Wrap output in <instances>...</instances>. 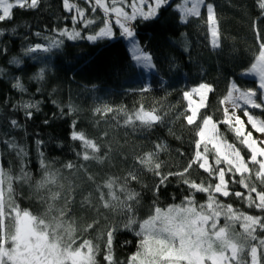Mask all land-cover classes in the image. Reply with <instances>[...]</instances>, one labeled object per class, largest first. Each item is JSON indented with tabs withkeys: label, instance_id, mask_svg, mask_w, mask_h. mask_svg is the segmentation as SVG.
I'll return each mask as SVG.
<instances>
[{
	"label": "trees",
	"instance_id": "1",
	"mask_svg": "<svg viewBox=\"0 0 264 264\" xmlns=\"http://www.w3.org/2000/svg\"><path fill=\"white\" fill-rule=\"evenodd\" d=\"M72 1L86 9L87 17L95 19V23L80 28L81 37L77 39L59 34L60 30L75 27L63 0H40L36 8L14 7L11 19L0 22V164L6 170L10 169L14 176L20 174L21 168L31 174L30 181H15L13 187L16 204L34 215H40L45 207L35 191V184L43 175L41 159L52 169L60 170L65 178L63 182L75 186L71 216L78 229L82 230L99 218V224L82 236L100 243L99 264L106 262L103 259L104 241L97 237L109 224L119 225L113 243L114 259L117 264H127L129 257L137 251L140 238L135 231L138 229H125L126 216L119 211L100 207L98 216L95 207L81 204L83 198L91 193L92 203L98 205L97 184H102L108 177L122 178L135 169L139 180L132 181L129 187L140 193L139 204L135 205L138 221L152 214L154 202L162 209L180 204L185 196L190 195L187 186L179 182L180 178L170 177L157 194L154 186L158 178L141 168L135 158L162 144L165 148L158 154L162 171H182L194 156L198 138L196 126L188 125L183 118L188 104L183 93L200 83L211 85L213 91L207 94V107L201 109L200 114L212 115L214 120L222 121L220 100L233 82L241 90L258 89L259 85L255 78L240 75L225 64L214 49L201 41L195 43L193 27L201 22L194 17L187 23L181 21L176 9L180 0H168L156 17L137 18L132 22L136 42L152 56L150 68L140 66L133 59L130 39L120 38L118 25L113 26L112 38L86 39L103 26V14L100 10L92 13L84 0ZM227 1L206 0L214 4L219 21L224 19ZM249 3L258 15L264 17L258 0H249ZM46 38L61 39L63 44L50 52L26 51L36 44L48 46L51 41ZM41 69L44 70L42 78ZM17 80L23 84L24 91L13 87ZM25 103L37 105L29 109L31 117L22 107ZM141 104L146 109L155 106L163 117L162 121L151 128L133 127L124 125L123 113L114 111L101 115L95 112L104 105L114 110L123 107L132 112ZM251 114L264 119V110L252 109ZM13 120L17 122L16 126L11 123ZM73 131L83 132L88 138L105 145V151L110 148L105 162L81 160L77 156L81 143L71 138ZM219 131L230 143H237L247 159V150L238 144L228 126L219 124ZM10 143L23 148L26 155H17V150L9 147ZM67 162L77 166L83 164L87 171L79 167L66 169L63 165ZM89 175L94 180H89ZM189 177L197 183L209 179L198 165L189 170ZM230 187L234 191H245L236 184H230ZM195 199L203 203L207 194L197 193ZM220 199L248 214L264 215L235 196ZM220 224L223 225L224 220ZM235 228L240 231L239 224Z\"/></svg>",
	"mask_w": 264,
	"mask_h": 264
},
{
	"label": "snow or ice",
	"instance_id": "2",
	"mask_svg": "<svg viewBox=\"0 0 264 264\" xmlns=\"http://www.w3.org/2000/svg\"><path fill=\"white\" fill-rule=\"evenodd\" d=\"M86 2L90 5L92 13L98 10L103 13V26L86 39L96 41L113 37L114 18L115 24L121 29V35L130 39L133 59L152 66V56L136 42L131 22L138 17L145 20L156 17L158 10L167 0ZM39 3L40 0H15V3L0 0V22L11 19L14 7L36 8ZM125 4L130 11L126 10ZM63 5L68 11L75 10L76 14L72 18L74 22L79 19L85 27L95 23V19L86 17L85 8L70 3V0H63ZM202 6L207 11L205 24L211 37V45L217 48L220 46V30L214 4L207 3L206 0H183V3L177 4L180 19L187 23L190 18H200ZM258 7L264 14V0H258ZM253 30L258 50L253 53L247 73L258 76V89L241 90L233 82L220 100L222 121L214 120L212 115L200 114V110L207 107V93L213 91L211 85L200 83L183 93L188 101L183 118L188 125L196 126L198 137L195 140L194 156L187 167L179 172L164 173L162 163L158 159L159 152L165 148L162 144H157L153 151L135 158L141 168H146L158 178V183L154 186L155 193L158 194L161 186L165 185L170 177L175 176L180 178V183L187 186L190 195L185 196L180 204H171L164 209L155 206L154 202L152 214L138 221L135 205L139 204L140 193L129 187L132 181L139 180L133 169L122 178L108 177L102 184L96 185L98 205L92 203L91 193L81 201L82 205L95 207L98 216L100 207L113 212L119 211L126 216L123 224L125 229H138L135 231V235L140 238L137 251L129 257L127 264H264V215L248 214L234 208L232 204L223 203L220 199L235 196L243 200L249 208L264 213V140L258 141L254 138L253 133L247 131L245 122L237 115V109H241L243 104L242 110L248 124L256 132L264 134V119L251 114L252 109L264 110V39L255 21ZM59 34L69 39L81 37V33L75 30L63 29ZM46 39L51 41L48 46L36 44L26 51L50 52L63 44V40L58 38ZM43 71L41 69L40 78L43 77ZM13 87L24 91L19 80ZM193 94L198 96V100L193 99ZM22 107L31 117L32 112L29 109L36 108L37 105L25 103ZM114 111L123 113L124 125L133 127L151 128L163 119L155 106L146 109L143 104L132 112L123 107L114 110L108 105L95 109V112L101 115ZM11 123L17 125L15 120ZM219 124L228 126L238 144L247 150V159L241 154V147H238L237 143H230L220 133ZM104 135L107 136V133ZM71 138L81 143V151L77 153L81 160L104 163L108 158L111 149L105 151V145L88 138L85 133L73 131ZM9 147L16 149L17 155L21 157L26 155L25 150L15 143H10ZM40 164L43 175L35 184V191L45 206L40 215L21 209L14 198V182L26 183L31 180V174L21 168L20 174L14 176L10 169L6 170L0 164V264H99L97 255L101 251L100 243L82 238L84 233L99 224V218L82 230L78 229L76 220L71 216L75 186L71 182L65 184L60 170L52 169L44 159H41ZM193 165L203 169L209 179L199 183L190 179L189 170ZM63 167L69 170L79 167L87 171L83 164L77 166L72 162H67ZM88 179L94 180L91 175ZM230 184L239 185L245 191H234ZM197 193L207 194L206 201L199 203L195 199ZM222 217L223 225L220 224ZM237 224L240 231H236ZM118 231L119 225L109 224L97 237L104 241L103 259L106 264H117L113 255V243Z\"/></svg>",
	"mask_w": 264,
	"mask_h": 264
},
{
	"label": "rangeland",
	"instance_id": "3",
	"mask_svg": "<svg viewBox=\"0 0 264 264\" xmlns=\"http://www.w3.org/2000/svg\"><path fill=\"white\" fill-rule=\"evenodd\" d=\"M10 2L15 3V0H10ZM70 3H74V2L70 0ZM179 3H183V0H180L177 4ZM124 6L126 10L130 11V8H128L127 4H125ZM176 9L179 12L177 5H176ZM145 10L147 9L145 8ZM69 12H71L72 18L76 14L75 10ZM0 14H2V12H0ZM198 19L200 20L201 23L193 27V36L195 43L201 41L205 45L214 49L217 55L222 59V61L225 64L232 67L240 75H243L245 77L255 78L259 85L258 76L253 74H248L247 69L250 67L254 51L258 50V44L256 41L255 32L253 30L254 21L256 22V26L259 28L262 34V39H264L263 15H258L256 13L255 9L250 5L249 0H228L225 4L224 19L222 21H219L220 46L217 48H214L211 45L210 42L211 37L208 32L207 26L205 24V21L207 19V11L206 8H204L203 6L201 8V17ZM114 24L115 22L113 18L112 26H114ZM74 26L75 27H72L71 29H67V30L68 31L75 30L80 32L81 31L80 28L85 25L83 24V22L77 19L74 22ZM120 38H125V37L122 36L120 33ZM129 48L131 49V43L129 44ZM137 63L145 68L151 67L140 62ZM197 86L191 87L190 90ZM193 99L198 100V96L193 94ZM243 107L244 105L241 104V109H237V115H239L241 119L245 122L247 131H251L253 133V137L256 138L258 141L264 140V134L256 132L254 129L251 128V125L248 124L247 117L244 116V112L242 110ZM221 220H224L223 217L221 218Z\"/></svg>",
	"mask_w": 264,
	"mask_h": 264
}]
</instances>
